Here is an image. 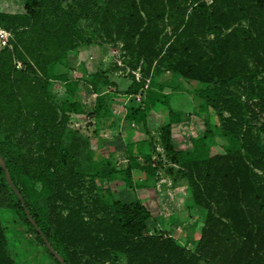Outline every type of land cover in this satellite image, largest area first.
I'll use <instances>...</instances> for the list:
<instances>
[{
    "label": "trees",
    "instance_id": "1",
    "mask_svg": "<svg viewBox=\"0 0 264 264\" xmlns=\"http://www.w3.org/2000/svg\"><path fill=\"white\" fill-rule=\"evenodd\" d=\"M19 1L26 14L0 13V29L13 36L11 48L0 49V156L65 264H114L120 257L126 264H264V0H77L67 7L66 0ZM84 19L122 43L144 78L167 72L184 86L194 85L187 93L217 118L220 137L206 134L190 157L171 139L172 123L162 128L167 156L188 163L199 176L205 172L196 202L207 216L194 252L151 234L152 214L138 200L121 199L124 191L105 189L112 202L101 199L91 140L68 127L69 114H81V106L70 101L59 106L50 96L51 81L65 83L74 99L86 84L56 74L70 54L92 45L80 28ZM106 77L96 74L87 84L98 92L108 84ZM137 93L134 82L128 95ZM217 145L222 154L213 151ZM128 148L137 161L142 145ZM146 160L136 169L152 176L150 157ZM103 177L112 187L123 182L126 192L135 185L118 179L115 170ZM4 209H12L39 247L61 264L29 222L0 166V264H19Z\"/></svg>",
    "mask_w": 264,
    "mask_h": 264
},
{
    "label": "rangeland",
    "instance_id": "2",
    "mask_svg": "<svg viewBox=\"0 0 264 264\" xmlns=\"http://www.w3.org/2000/svg\"><path fill=\"white\" fill-rule=\"evenodd\" d=\"M14 1L17 6L23 7L19 0ZM75 1L77 0H66L63 6L67 7ZM210 1L212 0H208V4ZM0 3L14 7L13 2L8 0H0ZM80 28L85 37L91 39L92 45L83 49L84 54L78 66L81 71L79 77L84 73L81 68L85 72H101V67L106 68L108 84L102 85V91L107 89L111 93L107 103L109 106H106L108 118L98 122L100 125L96 131L101 133L100 136L93 134L94 124L87 117V113L93 111L96 104V97L88 85H81L77 91L82 103L86 105V116L78 118L76 125L68 126L91 140L94 173L97 177L96 193L100 194L105 203L112 202L110 196L102 193L108 188L124 191L123 195H119L125 201H158V204L151 205L148 209L155 217L151 234L171 238L184 248L196 251L207 216L206 209L196 202V197L203 192L205 172L199 176L196 170L190 169L188 163H177L167 156L161 141L162 128L172 123L171 139L180 144L184 154L190 157L194 153L192 147L206 134L220 137L215 114L208 108H200L196 97L187 93L194 85L184 86L177 76L165 72L160 77H155L152 71L150 77L144 78L140 68L133 69L132 59L124 52L123 44L111 40L104 27L84 19ZM133 77L138 93L128 95V90L134 84ZM112 99H116L118 103L115 100L112 102ZM57 101L61 104L62 100ZM171 112L174 114L173 118L170 116ZM131 116L139 117L140 123H135ZM141 121H145L148 132ZM137 144L142 145V148L135 161L129 155L128 146ZM213 151L218 154L224 152L219 145ZM147 157H150V164L155 171L152 176L136 169L144 166ZM201 167L204 169L205 165L201 164ZM114 170L118 179L134 181L131 192L125 191L130 189L123 182L117 184V187L113 184L112 187L104 179L103 172ZM1 215L8 238L13 244L12 254L19 264H56L39 247L36 238L29 233L25 223L12 209L2 210ZM227 246L232 254L235 251L232 244L228 243ZM114 264H126V259L120 257Z\"/></svg>",
    "mask_w": 264,
    "mask_h": 264
},
{
    "label": "crops",
    "instance_id": "3",
    "mask_svg": "<svg viewBox=\"0 0 264 264\" xmlns=\"http://www.w3.org/2000/svg\"><path fill=\"white\" fill-rule=\"evenodd\" d=\"M5 1H7V0H5ZM8 1L13 2L14 7L10 8L9 6H11V5H6V4L2 5L0 3L1 4L0 5V13L10 14V15H24V14H26L24 7L21 8L20 5L17 6L14 0H8ZM14 8H16V9H14ZM85 48L86 47L80 48L76 55L70 54L68 56V60L66 61V63H64V65H60L56 68V74L57 75L69 74L72 76L73 79L81 81L82 83H86V84H82V85H86V86L88 85V87L91 89L92 94H94L93 96L96 97V101H95L96 104H95V109L93 111L89 112V114L87 113V117L89 119H92V122L94 124L93 134L95 136L96 135L100 136L101 133H97V131H96V130H98L97 126L100 125L99 124L100 122L105 121V119L108 118L109 113L106 112V106L107 107L109 106L107 103L109 102V96L111 95V93L107 89L102 91V89H103L102 85H100V90L98 92H95L92 90L91 86L87 83H89L91 81V79L94 75L106 73L108 69L101 67V72H99V70L95 71V72H85V70L81 68L82 73L83 72L84 73L82 76L79 77V75H81V71L79 70L80 67H78V66H79V63L81 62L80 59L82 58V56L84 54L83 49H85ZM0 49H3V48L0 46ZM59 89H61V91H59ZM49 92H50V96L52 97V99L56 103L58 102L57 100H60V99L62 100L61 104L59 103L60 101L57 103L59 106L62 105L63 103H65L66 101L77 102L81 106V109H82L81 114H75V113L69 114V116L71 117V124L76 125L78 118H82V117L86 116V112H85V106L86 105L84 103H82L79 93H77V98H75V99L71 98L66 93V84L65 83L58 82V81H51L50 87H49ZM113 100H115L118 103V101L116 99H112V102H113ZM99 104H100V106H102V107H100L101 109H99ZM125 105H127V104H125ZM97 111H99V112H97ZM94 132H96V133H94ZM130 144H134V143H130ZM141 203L144 206H146L147 209H150L149 206L154 205V204H158V201L153 203L152 201L146 200V201H141ZM152 217L155 218L154 215H152Z\"/></svg>",
    "mask_w": 264,
    "mask_h": 264
},
{
    "label": "water",
    "instance_id": "4",
    "mask_svg": "<svg viewBox=\"0 0 264 264\" xmlns=\"http://www.w3.org/2000/svg\"><path fill=\"white\" fill-rule=\"evenodd\" d=\"M0 166L2 167V169L4 170L5 173V178L6 181L8 183V185L12 188V190L14 191V193L18 196V198L20 199L22 206L24 207L25 213L28 217L29 222L37 229L38 233L40 234V236L42 237L43 241L45 242L47 248L50 250V252L59 260V262L61 264H65L63 258L53 250V248L51 247V245L48 243L47 239L45 238L44 234L42 233V231L39 229L38 225L36 224V222L34 221V219L32 218L31 214L29 213V211L26 208V205L24 203L23 197L19 194L17 188L15 187V185L13 184L10 175H9V171L7 169V166L4 162V160L2 159V157L0 156Z\"/></svg>",
    "mask_w": 264,
    "mask_h": 264
},
{
    "label": "built area",
    "instance_id": "5",
    "mask_svg": "<svg viewBox=\"0 0 264 264\" xmlns=\"http://www.w3.org/2000/svg\"><path fill=\"white\" fill-rule=\"evenodd\" d=\"M212 1L209 2L211 4ZM13 36L11 33L5 31V30H0V46L4 48H11L10 41L12 40ZM19 67H21L20 64H18Z\"/></svg>",
    "mask_w": 264,
    "mask_h": 264
}]
</instances>
